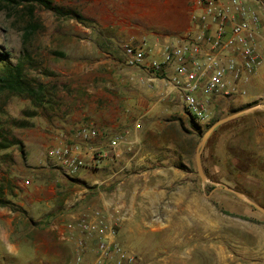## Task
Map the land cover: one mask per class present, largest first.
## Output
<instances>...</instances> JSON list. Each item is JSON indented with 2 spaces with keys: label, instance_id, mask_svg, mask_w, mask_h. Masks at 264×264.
<instances>
[{
  "label": "rangeland",
  "instance_id": "374dc122",
  "mask_svg": "<svg viewBox=\"0 0 264 264\" xmlns=\"http://www.w3.org/2000/svg\"><path fill=\"white\" fill-rule=\"evenodd\" d=\"M140 1L51 0L55 9L33 4V20L40 28L25 41L24 26L29 18L27 5L31 3L23 2L17 7L0 8V64L19 63L26 83L40 89L35 99L26 93L0 90V198L10 202L9 205L0 206V241L7 245L8 251H14V246L10 250L2 235H6L10 243L27 231L30 242L27 246L22 244L21 248L23 250L27 247L29 251L35 246L38 235H44V238L48 236L42 231L47 223L39 222L44 210L36 205L32 208L28 202L33 186H42L40 193L47 192L52 178L46 173L33 171L35 164H27L26 160L41 143H96L79 138L78 131L83 127L96 128L107 138L124 127H131L135 121L140 122L142 130L138 153H142V156L138 161L153 155L149 166L171 167L184 174L189 197L203 194L208 198L210 206L216 207L226 221L233 222L236 217L233 214L258 215L264 221V214L234 193L210 182L202 183L195 163L197 147L210 127L208 124L214 119L262 103L259 98L247 102L248 88L245 87V93L217 100V107L210 111L208 122L200 123L175 101H158L150 92L132 87L130 80L125 82L121 79L118 66L113 67L112 61L100 59L108 51L103 46L98 48V44H108L109 48H114L118 64L124 66L121 63L124 56L119 46L122 42L118 27L136 22ZM148 1H152L156 8L145 23L164 24L175 18V10L164 5V0ZM248 1L254 6L264 7V0ZM146 7L152 9L151 6ZM74 15H81L83 20ZM262 32L264 34V16ZM146 38L150 40L151 35ZM100 49L104 50L103 54L99 53ZM260 52L263 64L264 44L260 45ZM137 76L135 74L134 78L137 79ZM131 92L136 96L133 102L130 101ZM249 113L244 112L231 118L212 131L204 145L201 162L205 175L211 181L236 189L264 207V140H261L264 139V128L260 129V123L252 119ZM125 162L126 159H121L106 169L101 166L88 171L77 181L67 180L68 184L57 186V195L53 194L54 209L61 208L66 200L73 199L75 189L85 192L80 207L97 206L100 198L109 197L114 183L97 185L95 181H104L111 171ZM134 165L139 168L142 163L130 167ZM150 181L151 178L141 179L145 184ZM144 187L139 190L143 192L139 196L145 199L146 204L149 191L148 188L144 190ZM171 190V193L174 192ZM129 191L133 189L130 187ZM136 193H132V198L136 197ZM139 209L140 206L135 216L140 214ZM189 213L172 210L171 219L175 226H171L170 232L178 229L176 225L180 220L185 219L186 226L180 235L176 233L171 236L169 243L160 234L133 237L130 224L134 218L118 226V240L136 251L141 249L148 254L155 253V258H161L155 264H164V259L165 264H211L206 249L193 250L192 246L195 242L208 246L214 240L210 238L209 232H218L219 244L224 245L234 259L230 264H264V233L262 243L256 247L251 233L242 239V234L227 230L226 227H232V224L225 225V222L218 229L208 228V236L205 238L207 233L200 234L201 228L196 227L194 214ZM8 223L11 230L5 226ZM185 236L189 238L186 245L182 243ZM51 246L59 253L58 264L71 262L73 255L66 244L53 240ZM162 248L168 249L170 254L162 252ZM84 257L89 260L92 255Z\"/></svg>",
  "mask_w": 264,
  "mask_h": 264
},
{
  "label": "built area",
  "instance_id": "2783aa9c",
  "mask_svg": "<svg viewBox=\"0 0 264 264\" xmlns=\"http://www.w3.org/2000/svg\"><path fill=\"white\" fill-rule=\"evenodd\" d=\"M192 3L187 32L165 36L153 46H146L145 39L124 41L121 50L124 62L143 72L134 79L137 89L151 91L159 101H175L197 122L206 123L210 111L217 107V100L245 93L246 85L262 64L264 7L254 6L248 0ZM141 130L140 122L135 121L131 127L106 138L96 128L83 127L78 131L79 138L96 143H41L26 163H43L66 180L76 178L81 171L104 166L107 159H126L133 164L142 156L138 153ZM126 170V166L118 168L109 179ZM106 181L95 184L109 185ZM112 183L109 197L99 205H86L70 213L73 222L66 229H61L58 223L51 224L61 240L73 243L74 255L69 264L143 263L141 253L118 240V226L135 217L138 202L133 201V191L122 181ZM83 199L84 195L74 194L64 211L69 212ZM88 238L95 239L89 260L84 257Z\"/></svg>",
  "mask_w": 264,
  "mask_h": 264
},
{
  "label": "crops",
  "instance_id": "0c3cea01",
  "mask_svg": "<svg viewBox=\"0 0 264 264\" xmlns=\"http://www.w3.org/2000/svg\"><path fill=\"white\" fill-rule=\"evenodd\" d=\"M192 2L193 0H164V5L169 6L175 10V18L171 19V21H167L164 24H153L150 22L145 23V21L154 14L156 5L153 4L152 1L147 0V2H143V0H141L139 3V9L137 10L136 22L132 21V23H129L127 25L123 24L118 27V34L121 40L120 42L129 40L139 42L140 40L145 39L146 46H153L158 39H162L165 36H174L187 32L190 29V13L192 12V8L194 5ZM146 6H151L152 9H149ZM106 26H109V24H106ZM148 35H151L150 40H147L146 38ZM101 46L105 47L108 52L107 55H103L100 59L103 60L102 58H104V61L106 62L112 61L114 64L113 67L118 66V68H120L118 70V74L121 75V79L125 80V82L130 80V85L136 88L133 84L135 79L134 75H143V72L136 69L135 67L128 66L124 62V59H122L121 62L124 63V66H121L120 64H118V57H116V55H114L113 53L114 48H109L108 44H98V48H100ZM119 46H121V43L119 44ZM98 51L99 53H104V50L102 49ZM246 87L248 88V96L245 99L247 102L259 98L260 101L264 103V63L260 65L256 74L253 76L248 85H246ZM148 92H150V95L152 96V92ZM135 100L136 96L131 92L130 101L133 102ZM249 114H251L252 119L260 123V129L262 127L264 128V108L254 109ZM262 136H264V132ZM261 140L264 139L262 138ZM152 156L148 155L146 159H140L139 161L137 160V164L142 163V166L139 168H136L135 165L133 167H130L136 163L134 162L132 164L131 162L126 161L120 166H117L119 168L122 166H126L128 169L125 171V174L124 172H121L112 179H109L111 177V174L114 172L113 170L110 172V175H108L104 179H107L106 183L110 184L112 182L118 181V178H120L119 181H122L128 189H130L131 187L133 189V192H138L136 193V197H133V201L137 200L138 205L140 206V214L135 216L132 223L130 224V230L133 232V237L142 238L149 234L152 236H158L160 234L165 237L167 242L169 243L171 236H174L176 233L180 235V231L186 226L185 219L184 221L180 220L176 225V229H178L172 231V234L170 232V228L171 226H175V224L172 222L171 212L172 210H184L186 213L189 211V214H194L196 227L201 228L200 234L203 235L207 233V235H204L205 238L208 236V228L218 229L220 228V224H224L226 222L227 224L225 225L232 224V227H226L227 230L231 229L234 234H242V239L246 237L245 235L251 233V236H253L255 239L254 245L256 247L260 246L264 233V226H262L264 224V221L260 219L258 215L247 216L257 219L260 222H252L241 219L239 217H235L233 222L226 221L220 216L219 210L216 207L213 208L212 206H210L208 198L206 196L204 197L203 194H194L192 197H189L186 189L187 187L185 185L186 177H183L184 174L171 167L149 166L150 164H152ZM114 162L116 161L107 159L106 164H104L103 168H108L110 165H113ZM140 168L142 170L136 173L134 172L135 170ZM117 169L118 168H116L115 171ZM32 170L35 172L46 173V175L52 178L51 182H49L47 186L51 193L49 191H43L42 193H40L39 189L40 187H43L39 185L33 186L34 188H32V190L29 192L30 202H28L32 204V208L36 205L40 207V210H44L42 211V216L39 217V222L47 223V227L43 228L42 231L45 234H48V236L46 235L47 238H44V235H38L37 239L35 240V246L30 248V251L27 249V247H25L23 250L21 248L22 244L27 246L30 242L26 235L27 231L22 232V236H19L17 240H13L10 242L14 246V251H8L7 245H4L0 241V264H58L60 257L57 250H55V248L51 246L53 240H59L66 244L70 249L71 255H74L73 243L61 240L58 237L57 233L52 229L51 224L58 223L61 229H66V227H68V225L73 222V220H71L70 218V213L75 212L77 209H79L80 206H82L83 201L81 200L79 203H76L69 212L64 211L65 204L68 203L69 200H66L64 204L61 205V208L55 210L54 208L56 207L54 205V197L57 195V185L58 183L61 186L66 185L68 184V181L61 176H58L53 168H49L43 163L35 164ZM86 173H88V171H81L76 178L70 181H77L82 175ZM142 178H151V181L150 183L145 184L141 182ZM143 185L146 186L144 187V190L148 188L149 191V198H147L146 204L144 203L145 199L139 196L140 194H143V192L139 191L140 189H142ZM171 185L174 187L172 188ZM171 189H173L174 192L171 193ZM76 193L81 196H85V192L81 193L80 189H75V191L73 192V196ZM53 194L55 196H53ZM102 199L106 198H100V202ZM72 200L73 199H71L70 201ZM162 225L164 227H162ZM5 226L7 229L11 230L10 223L5 224ZM209 234L210 238H213L214 240L210 241L208 246L203 245L202 242H195L192 246V249H206L209 253V257L207 256V258L211 261V264H219V262L230 264L231 262H234L232 254L226 251L224 245L219 244V233L217 232L215 234L213 232H209ZM48 241L50 244L49 246ZM87 241L88 251L85 255H92L95 249V239L88 238ZM188 241L189 238L185 236L182 243L186 245ZM238 246L240 245L238 244ZM168 248H171V246H169ZM137 250L143 253L142 255L144 257V260L142 264H155L154 262L161 261V258L159 260L155 258V253L148 254L141 249ZM161 250L166 254H170V252L166 248H162ZM19 254L20 257L18 258ZM163 263H166L165 259Z\"/></svg>",
  "mask_w": 264,
  "mask_h": 264
},
{
  "label": "trees",
  "instance_id": "16d2710c",
  "mask_svg": "<svg viewBox=\"0 0 264 264\" xmlns=\"http://www.w3.org/2000/svg\"><path fill=\"white\" fill-rule=\"evenodd\" d=\"M30 2L31 5H27L29 18L27 19L26 25L24 26L23 32V40H28L32 34L35 33L36 30L40 28V25L33 20L32 12H33V4H40L49 9H55L56 7L51 5V0H0V8H8V7H17L22 3ZM76 18L83 20L81 15H74ZM0 90H9L16 93H26L35 99L38 96L40 89L34 88L26 83L21 65L18 63L16 65H12L10 63H1L0 64ZM217 119L211 121L208 124V127ZM191 122L194 125H197L192 119ZM57 186H61L59 183ZM10 202L0 198V206L9 205ZM14 208V206H13ZM225 213H228L225 211ZM236 217L243 218L246 220H250L252 222H260L257 219L252 217L233 214Z\"/></svg>",
  "mask_w": 264,
  "mask_h": 264
},
{
  "label": "water",
  "instance_id": "95a60500",
  "mask_svg": "<svg viewBox=\"0 0 264 264\" xmlns=\"http://www.w3.org/2000/svg\"><path fill=\"white\" fill-rule=\"evenodd\" d=\"M257 108H264V103H259V104H256L254 106H251L249 107L248 109L246 110H240V111H237V112H234L228 116H225V117H222L220 119H218L217 121H215L208 129L207 131L204 133L198 147H197V151H196V155H195V163H196V167H197V172L200 176V179H201V182L204 183V182H210L214 185H216L217 187L219 188H224L232 193H234L238 198L244 200L245 202L251 204L252 206H254L257 210H259L262 214H264V207L257 204L256 202H254L253 200H251L250 198H248L246 195L242 194L240 191L236 190V189H233L231 187H228L222 183H218V182H213L211 181L204 173V170H203V166H202V162H201V155H202V151H203V148H204V145L209 137V135L212 133V131L217 127L219 126L220 124L230 120L231 118H234L238 115H241L243 114L244 112H251L253 111L254 109H257Z\"/></svg>",
  "mask_w": 264,
  "mask_h": 264
},
{
  "label": "bare ground",
  "instance_id": "6f19581e",
  "mask_svg": "<svg viewBox=\"0 0 264 264\" xmlns=\"http://www.w3.org/2000/svg\"><path fill=\"white\" fill-rule=\"evenodd\" d=\"M2 238H3V239L5 240V242L8 244L9 249L12 250V249H13V245L10 244V243H8V241H7V236H6V235H2Z\"/></svg>",
  "mask_w": 264,
  "mask_h": 264
}]
</instances>
